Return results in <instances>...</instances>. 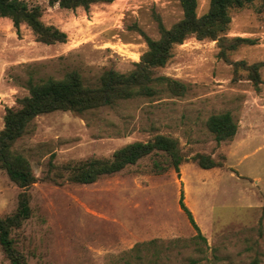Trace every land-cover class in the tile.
<instances>
[{"label":"rangeland","instance_id":"374dc122","mask_svg":"<svg viewBox=\"0 0 264 264\" xmlns=\"http://www.w3.org/2000/svg\"><path fill=\"white\" fill-rule=\"evenodd\" d=\"M42 8L40 20L67 36L45 44L21 24L0 18V130L7 108L28 95L29 80L61 79L76 72L95 87L106 70L126 74L147 49L144 35L159 37L158 20L170 28L182 18L178 0H114L61 9L48 0H27ZM253 5L230 11L224 37L246 38L219 57L217 40L185 39L157 76L183 83L182 96L162 92L83 115L54 111L34 118L14 145L37 178L26 193L30 215L12 231L15 247L29 264H264V67L255 87L249 66L264 62V13ZM209 0H197L203 15ZM143 33V34H142ZM228 112L237 124L231 140L216 143L206 123ZM156 135L178 142V172L167 159L147 156L91 184L43 180L49 162L61 166L106 159L119 148ZM196 155L216 166L202 169ZM165 169L157 172L153 162ZM24 190L0 169V217L15 213ZM183 202L206 241L181 211ZM139 253L131 249L140 243ZM0 264H9L0 247Z\"/></svg>","mask_w":264,"mask_h":264},{"label":"trees","instance_id":"16d2710c","mask_svg":"<svg viewBox=\"0 0 264 264\" xmlns=\"http://www.w3.org/2000/svg\"><path fill=\"white\" fill-rule=\"evenodd\" d=\"M114 0H48V6H58L61 9L83 8L87 10L94 4H110ZM256 0H209L207 11L196 14L197 0H178L182 10V18L165 28L158 20L159 37L151 39L144 35L146 51L140 57L132 71L123 74L114 70L104 71L95 87L84 84L80 75L70 72L63 78L55 80L48 78L38 82L29 80L26 84L28 95L17 100V106L7 108L4 115V126L0 130V169L8 178L24 191L19 195L18 208L12 215L0 217V247L9 264H29L24 255L15 247L12 231L21 227L23 221L30 215L28 205L29 195L26 193L37 181L28 160L16 152L14 145L28 131L35 117L54 112L70 111L83 115L101 107H114L119 102L135 98H155L162 92L174 96H182L186 86L172 78L157 76L156 69L162 68L172 57V50L185 39L194 37L198 40H217L219 57L226 59L227 53L235 50L241 44H253L246 38L227 39L224 33L228 30L231 18L230 11L253 5ZM256 8L259 14L264 13V0H258ZM42 8L30 5L27 0H0V18H9L16 30L25 24L33 33L36 40L45 44L64 43L67 36L53 26H47L40 20ZM241 66L248 71L249 78L255 87L260 82L259 70L264 62L245 65L243 62L234 63L236 70ZM206 126L216 143L231 140L237 131V124L228 112L211 115ZM162 156L167 159L168 167L178 172L183 161L177 140L156 135L146 142H133L116 150L110 158L88 159L85 161L69 162L56 166L49 162V168L43 180L62 184L65 181L77 184H91L103 176L118 173L128 166L136 164L147 156ZM202 169H210L216 163L208 156L193 157ZM157 172L165 169L158 161L153 162ZM181 211L196 231L193 241H206L200 233L191 212L183 202L182 193L178 201ZM148 243L136 244L131 251L136 253L140 261V249Z\"/></svg>","mask_w":264,"mask_h":264}]
</instances>
